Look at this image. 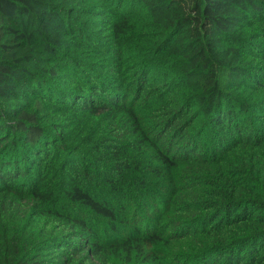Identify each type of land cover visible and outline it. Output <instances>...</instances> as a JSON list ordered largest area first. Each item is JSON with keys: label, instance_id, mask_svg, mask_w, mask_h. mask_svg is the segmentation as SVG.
I'll list each match as a JSON object with an SVG mask.
<instances>
[{"label": "trees", "instance_id": "16d2710c", "mask_svg": "<svg viewBox=\"0 0 264 264\" xmlns=\"http://www.w3.org/2000/svg\"><path fill=\"white\" fill-rule=\"evenodd\" d=\"M0 264H264V0H0Z\"/></svg>", "mask_w": 264, "mask_h": 264}]
</instances>
